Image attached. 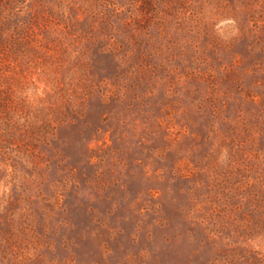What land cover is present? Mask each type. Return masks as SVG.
I'll return each instance as SVG.
<instances>
[{
	"label": "rangeland",
	"instance_id": "374dc122",
	"mask_svg": "<svg viewBox=\"0 0 264 264\" xmlns=\"http://www.w3.org/2000/svg\"><path fill=\"white\" fill-rule=\"evenodd\" d=\"M0 264H264V0H0Z\"/></svg>",
	"mask_w": 264,
	"mask_h": 264
}]
</instances>
